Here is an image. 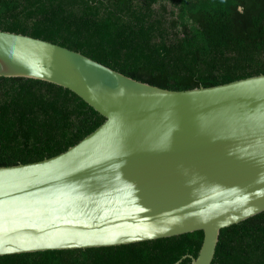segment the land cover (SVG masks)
Returning <instances> with one entry per match:
<instances>
[{
	"label": "water",
	"instance_id": "95a60500",
	"mask_svg": "<svg viewBox=\"0 0 264 264\" xmlns=\"http://www.w3.org/2000/svg\"><path fill=\"white\" fill-rule=\"evenodd\" d=\"M0 78L59 86L105 119L56 157L0 167V257L203 232L192 264H212L221 231L264 212V75L171 91L0 31Z\"/></svg>",
	"mask_w": 264,
	"mask_h": 264
},
{
	"label": "trees",
	"instance_id": "16d2710c",
	"mask_svg": "<svg viewBox=\"0 0 264 264\" xmlns=\"http://www.w3.org/2000/svg\"><path fill=\"white\" fill-rule=\"evenodd\" d=\"M0 31L67 48L171 91L264 75V0H0ZM104 122L69 90L0 78V167L56 157ZM203 240V232H195L4 256L0 264H192ZM212 264H264V212L222 230Z\"/></svg>",
	"mask_w": 264,
	"mask_h": 264
}]
</instances>
